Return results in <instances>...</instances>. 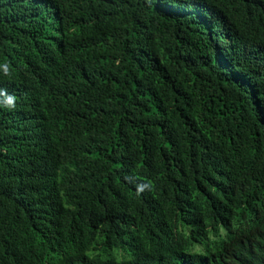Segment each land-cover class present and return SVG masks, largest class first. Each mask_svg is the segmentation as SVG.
Instances as JSON below:
<instances>
[{
  "label": "trees",
  "instance_id": "16d2710c",
  "mask_svg": "<svg viewBox=\"0 0 264 264\" xmlns=\"http://www.w3.org/2000/svg\"><path fill=\"white\" fill-rule=\"evenodd\" d=\"M0 264H264V0H0Z\"/></svg>",
  "mask_w": 264,
  "mask_h": 264
}]
</instances>
